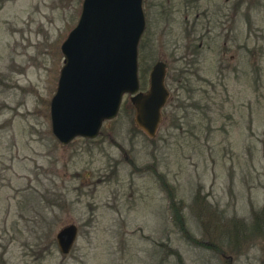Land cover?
I'll return each instance as SVG.
<instances>
[{"label":"rangeland","instance_id":"rangeland-1","mask_svg":"<svg viewBox=\"0 0 264 264\" xmlns=\"http://www.w3.org/2000/svg\"><path fill=\"white\" fill-rule=\"evenodd\" d=\"M81 3L0 0V264H264V0H200L208 24L188 35L180 10L152 18L138 75L145 90L165 62L155 136L124 95L97 137L61 144L49 102Z\"/></svg>","mask_w":264,"mask_h":264},{"label":"water","instance_id":"water-1","mask_svg":"<svg viewBox=\"0 0 264 264\" xmlns=\"http://www.w3.org/2000/svg\"><path fill=\"white\" fill-rule=\"evenodd\" d=\"M145 27L142 0H82L76 24L60 44L63 64L49 102L50 130L61 144L76 137L93 139L114 118L129 95L134 122L155 136L169 98L166 65L153 64L148 86L140 90L138 45ZM74 223L56 233L67 254L77 237Z\"/></svg>","mask_w":264,"mask_h":264},{"label":"flooded vegetation","instance_id":"flooded-vegetation-1","mask_svg":"<svg viewBox=\"0 0 264 264\" xmlns=\"http://www.w3.org/2000/svg\"><path fill=\"white\" fill-rule=\"evenodd\" d=\"M142 9L145 27L141 35L140 42H142L143 40V36L147 30V26L151 22H154V19H158L162 11H168L169 9L182 11L183 24L186 28H188V26H190L191 28V32H186L187 35L191 33L193 34L194 28L200 23L208 24L209 21L208 5L207 7L202 9V6H200V0H142ZM201 20L203 21L200 22Z\"/></svg>","mask_w":264,"mask_h":264},{"label":"trees","instance_id":"trees-1","mask_svg":"<svg viewBox=\"0 0 264 264\" xmlns=\"http://www.w3.org/2000/svg\"><path fill=\"white\" fill-rule=\"evenodd\" d=\"M192 63V62H191ZM184 79V78H183ZM160 176V178L162 177L161 175H158V177ZM162 183L166 184L163 180H161ZM169 195V206L171 207V211H173V215H174V218H175V221L178 225V227L184 231L185 233H187L185 231V228H184V221H183V217L182 215H180V210L176 207V205L174 204L175 200H174V196H172V192L168 194ZM235 223V226H236V229H234V233H236L237 235V232L239 231L241 234H243L245 231V227L243 228V226L245 225V223L242 221V223H238V220L237 221H234ZM253 223H254V226H253V229H256V231H264V206L262 207V209L260 211H257L254 213V219H253ZM240 227V228H238ZM237 237V236H236ZM195 240V239H194ZM202 244V246H214V247H217L215 244H206L207 242H202L200 241Z\"/></svg>","mask_w":264,"mask_h":264}]
</instances>
